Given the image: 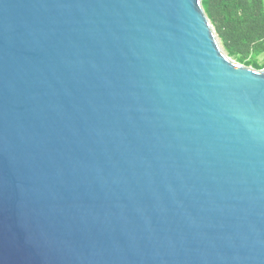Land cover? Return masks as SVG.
I'll return each instance as SVG.
<instances>
[{
  "label": "water",
  "instance_id": "1",
  "mask_svg": "<svg viewBox=\"0 0 264 264\" xmlns=\"http://www.w3.org/2000/svg\"><path fill=\"white\" fill-rule=\"evenodd\" d=\"M204 0H0V264H264V68Z\"/></svg>",
  "mask_w": 264,
  "mask_h": 264
},
{
  "label": "trees",
  "instance_id": "2",
  "mask_svg": "<svg viewBox=\"0 0 264 264\" xmlns=\"http://www.w3.org/2000/svg\"><path fill=\"white\" fill-rule=\"evenodd\" d=\"M204 9L228 55L264 68V0H204Z\"/></svg>",
  "mask_w": 264,
  "mask_h": 264
},
{
  "label": "rangeland",
  "instance_id": "3",
  "mask_svg": "<svg viewBox=\"0 0 264 264\" xmlns=\"http://www.w3.org/2000/svg\"><path fill=\"white\" fill-rule=\"evenodd\" d=\"M219 42H220V39L218 38ZM220 46L222 48V50L228 55L227 51L225 50L224 46L222 45V43L220 42ZM232 58V57H231ZM233 60H235L234 58H232ZM261 59H264V57H261ZM236 61V60H235Z\"/></svg>",
  "mask_w": 264,
  "mask_h": 264
}]
</instances>
